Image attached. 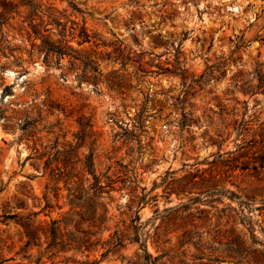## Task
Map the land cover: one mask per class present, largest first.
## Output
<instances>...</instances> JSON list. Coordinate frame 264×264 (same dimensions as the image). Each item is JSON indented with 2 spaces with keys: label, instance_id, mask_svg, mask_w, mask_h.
Masks as SVG:
<instances>
[{
  "label": "rangeland",
  "instance_id": "374dc122",
  "mask_svg": "<svg viewBox=\"0 0 264 264\" xmlns=\"http://www.w3.org/2000/svg\"><path fill=\"white\" fill-rule=\"evenodd\" d=\"M3 2L0 264H264V0ZM89 151L99 242L38 261Z\"/></svg>",
  "mask_w": 264,
  "mask_h": 264
},
{
  "label": "trees",
  "instance_id": "16d2710c",
  "mask_svg": "<svg viewBox=\"0 0 264 264\" xmlns=\"http://www.w3.org/2000/svg\"><path fill=\"white\" fill-rule=\"evenodd\" d=\"M68 5L72 7L75 11L79 13H83L84 11L79 9L76 6L75 0H67ZM8 3H2V11L0 12V23L6 21L4 18V13L7 11ZM80 36H83L84 39L88 38V34L82 28L80 31ZM56 51L59 52L58 49ZM211 73V72H210ZM205 73L200 75L196 78L195 82H201L205 78ZM188 120H184L183 125H186ZM191 122V121H188ZM91 160H92V153L89 151L87 155H85V167L91 174L92 181L88 186H85L82 181L72 182L71 175L69 172L66 173H54L52 175L54 181L53 190H55V197H57L59 187L57 186L59 180H63L64 185L67 189V201L64 204L69 205V209L63 213L60 219L52 220L47 235L46 245L43 250L38 251L37 260L39 261L42 257H53L56 255L58 251L57 247L61 246V248H65L67 245L72 246L74 249H80L82 247H91L97 244L99 241L91 240V236L97 233V231L90 232L89 230L83 228L84 225L87 227H98L105 222L106 219V209L104 207L103 202L101 201L102 193L105 192V187L110 185V178L106 177V184L102 185L100 183L99 177L94 174L91 168ZM62 174V175H61ZM229 192L230 195H233L231 191ZM45 203L43 208H51L53 204L51 203V199L44 195ZM55 206L60 209L62 205L55 204ZM135 219H138L137 211L135 212ZM63 225L65 229L64 233H61L60 225ZM89 229V228H88ZM65 237V238H63ZM129 241H138V237L128 238ZM109 251L114 249L115 247L123 246L122 238L116 237L115 242L108 241ZM26 246L28 244H25ZM144 246V245H143ZM239 247H243V242H238ZM143 250L145 253L146 247L144 246ZM26 251V250H25ZM106 253V252H105ZM103 253L102 257L105 255ZM148 255V253H147ZM149 256V259H145L143 264H154V261L157 258H152ZM90 264H101L100 260H93Z\"/></svg>",
  "mask_w": 264,
  "mask_h": 264
}]
</instances>
